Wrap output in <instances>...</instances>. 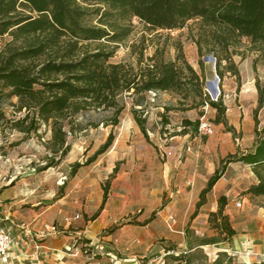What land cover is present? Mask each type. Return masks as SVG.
<instances>
[{"label":"rangeland","instance_id":"1","mask_svg":"<svg viewBox=\"0 0 264 264\" xmlns=\"http://www.w3.org/2000/svg\"><path fill=\"white\" fill-rule=\"evenodd\" d=\"M83 4L102 6L108 14L94 23L115 32L112 36L118 39L75 44L45 19L0 36V214L13 200L24 199L17 206L27 211L35 202H50L68 194L62 211L42 214L40 218L46 222L39 231L28 219L20 222L29 224L34 246L39 237H70L86 223L82 200L85 202L87 194H93L99 184L104 189L110 187L113 175L140 150L153 145L156 138L174 134L200 151L209 141L219 140L226 148L217 169L220 177L233 164L231 175L241 180L229 181L232 187L237 186L230 195L231 204L246 198L254 205L253 212L259 206L264 208V186L255 189L264 181V161L250 163L255 152L264 155V26L254 35L248 33L251 22L259 16L251 11L248 1L232 2L219 13L193 18L172 30L166 28L162 16H152L149 22L132 13L120 15L107 0ZM60 65L72 68L59 73ZM114 65L120 66L122 82L116 92L117 104L109 107L113 94L105 89L104 80ZM152 65L175 67L177 89L141 93L126 89L124 79L132 81ZM88 70L96 75L90 94L85 79ZM72 77L79 79L75 97L53 87L52 83L70 82ZM217 77L219 98L213 95L210 84ZM205 100L221 101V107ZM202 121L212 124V134L200 132ZM139 138L144 145L137 143ZM48 164L51 167L43 169ZM247 168L253 170L252 175ZM52 225L57 234L48 231ZM223 232L217 238H231ZM79 236L76 245L63 249L79 253V264H127L107 255H122L120 251L125 255L127 251L112 250L108 244L97 248L84 235ZM202 241L191 244H207ZM222 245L185 253L173 245L158 244L134 263L264 264V255L247 260L251 249Z\"/></svg>","mask_w":264,"mask_h":264},{"label":"crops","instance_id":"2","mask_svg":"<svg viewBox=\"0 0 264 264\" xmlns=\"http://www.w3.org/2000/svg\"><path fill=\"white\" fill-rule=\"evenodd\" d=\"M186 142V138L179 134L167 139L156 138L153 145L140 150L133 161H127L126 167L113 175L110 187L104 189L99 184L93 194H87L85 202L82 200L87 219L81 229L75 230L70 237L57 235L46 240L39 237L35 244L40 245L42 251L38 252L33 244L28 248L16 249L11 264H79V253L63 250L76 245L79 235H84L97 248H104L108 244L112 250L121 248L127 251L125 255L121 251L122 255L116 252L107 254L127 264H135L136 259L146 256L158 244L173 245V248L184 249L185 253L211 244H223V247L251 249L252 252L247 255L248 261L263 256L264 208L259 206L253 212L254 205L248 203L246 198L241 207L231 204L229 198L237 186L232 187L229 181H241L231 175L235 169L233 164L227 167L201 203L203 191L208 188L219 168L225 146L219 140H211L197 153L188 150L190 145ZM137 143L140 146L145 144L140 138ZM214 152L217 160L212 154ZM247 169L252 175L253 170ZM5 193H9L8 189ZM53 195L56 196L55 193ZM223 196L228 203L223 215L215 218L213 214L219 211ZM67 198L68 194H65L54 201H38L27 211H21L17 206L22 205L24 199L13 200L4 206L0 220L11 225L28 219L31 227L39 231L46 222L40 218L42 214L49 210L62 211V207L67 205ZM170 216L175 217L174 222ZM224 225L235 230L230 239L217 238L219 234H225ZM198 239L207 244H191Z\"/></svg>","mask_w":264,"mask_h":264},{"label":"trees","instance_id":"3","mask_svg":"<svg viewBox=\"0 0 264 264\" xmlns=\"http://www.w3.org/2000/svg\"><path fill=\"white\" fill-rule=\"evenodd\" d=\"M97 1L99 3L106 0H0V36H4L14 30L24 29L28 26L45 19L48 25L60 32L64 37H68L72 42L78 44L85 41L101 40L104 38L118 39L112 36L115 32H111L106 27L94 23V19H101L105 13L102 6H87L83 2ZM120 15L132 13L144 20L152 22V16H162L166 22V28L177 29L185 25V23L193 18L205 17L211 13H219L230 3H239L240 0H107ZM250 4L252 12L257 14V18L250 24L249 32L251 35L256 34L259 26H264V0H246ZM151 15V16H149ZM39 51V50H38ZM37 53V50L34 51ZM143 70L138 78L128 81L125 80L126 89H135L138 93L150 91L154 89L160 90H175L177 89L176 77L178 73L173 66H163ZM71 65L58 66V72L63 70L68 71ZM195 75V72L192 71ZM96 75L93 71H86L85 79L87 82L86 88L89 89L94 82ZM140 78V79H139ZM78 78L68 80H58L53 84V87L68 91L74 97L78 94L76 81ZM120 66H112V70L104 80V87L111 92V100L107 102L109 107H114L117 104L116 92L121 88ZM83 88V87H81ZM93 91V90H92ZM62 97L60 95L59 100ZM221 101L205 100L204 103L211 104L215 108H220ZM223 111H225L223 109ZM119 110L116 111V114ZM189 123V121H188ZM114 137H111L109 142L113 143ZM255 152L250 157V163L253 165L260 164L264 161V155ZM51 167L50 164L43 169ZM220 178V173L217 171L211 179L207 189L203 191L202 201L206 194L210 191L214 183ZM264 186V181L255 187L256 191ZM228 203L226 197H221L219 211L214 213L215 218L218 215H223L225 205ZM230 236L235 234V230L224 225ZM188 264V262L184 263Z\"/></svg>","mask_w":264,"mask_h":264},{"label":"built area","instance_id":"4","mask_svg":"<svg viewBox=\"0 0 264 264\" xmlns=\"http://www.w3.org/2000/svg\"><path fill=\"white\" fill-rule=\"evenodd\" d=\"M220 95L221 90L219 88V94L217 97L219 98ZM199 130L203 134H212L214 132L212 124L208 121H202ZM188 150H194L199 153L200 147L194 149L190 146L188 147ZM235 204L237 207H241L243 202L236 199ZM77 217H79V215ZM170 220L174 222L175 217L170 216ZM47 229L50 234L54 235L58 233V230L54 225L48 226ZM43 236H45L44 232H42V237ZM32 240V230L27 222L23 221L9 225L0 220V264H11L15 250L30 247ZM35 248L38 252H40V250L42 251L40 245H36Z\"/></svg>","mask_w":264,"mask_h":264},{"label":"bare ground","instance_id":"5","mask_svg":"<svg viewBox=\"0 0 264 264\" xmlns=\"http://www.w3.org/2000/svg\"><path fill=\"white\" fill-rule=\"evenodd\" d=\"M210 84H211V88H212V90L216 88V82H215V81L212 82V83H210ZM216 89H217V92H215V91L213 90V95H214L215 97H217L218 94H219V88H216Z\"/></svg>","mask_w":264,"mask_h":264},{"label":"water","instance_id":"6","mask_svg":"<svg viewBox=\"0 0 264 264\" xmlns=\"http://www.w3.org/2000/svg\"><path fill=\"white\" fill-rule=\"evenodd\" d=\"M207 59H210V58H207ZM211 59H213V58H211ZM218 79H219V78L217 77V78H216V81H215V82H216V88H218ZM216 88L213 89L215 92H217V89H216Z\"/></svg>","mask_w":264,"mask_h":264}]
</instances>
